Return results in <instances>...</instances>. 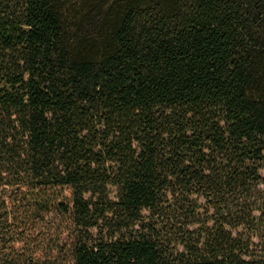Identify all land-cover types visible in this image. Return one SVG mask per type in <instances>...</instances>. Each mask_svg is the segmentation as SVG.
<instances>
[{
	"label": "trees",
	"instance_id": "1",
	"mask_svg": "<svg viewBox=\"0 0 264 264\" xmlns=\"http://www.w3.org/2000/svg\"><path fill=\"white\" fill-rule=\"evenodd\" d=\"M0 264H264V0H0Z\"/></svg>",
	"mask_w": 264,
	"mask_h": 264
},
{
	"label": "rangeland",
	"instance_id": "2",
	"mask_svg": "<svg viewBox=\"0 0 264 264\" xmlns=\"http://www.w3.org/2000/svg\"><path fill=\"white\" fill-rule=\"evenodd\" d=\"M65 194H66L67 196H69V193H68V192H65ZM17 245H20V243H18Z\"/></svg>",
	"mask_w": 264,
	"mask_h": 264
}]
</instances>
